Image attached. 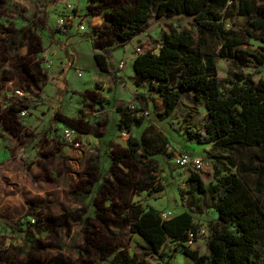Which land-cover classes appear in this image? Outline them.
<instances>
[{
	"label": "rangeland",
	"instance_id": "1",
	"mask_svg": "<svg viewBox=\"0 0 264 264\" xmlns=\"http://www.w3.org/2000/svg\"><path fill=\"white\" fill-rule=\"evenodd\" d=\"M73 1H77L71 2V5L78 14V19L86 22V30L90 33L96 32L97 39L93 43L97 46L101 41L115 42L111 31H107L106 36L100 33L108 25L106 16L113 8L130 4L133 0ZM92 3L98 5L95 14L104 17L100 23L97 22L100 16L87 17L86 8ZM54 12L53 10L52 13ZM172 22L186 24L185 19H173ZM235 23L239 27L243 19L237 18ZM70 24L71 21L68 25ZM227 26L230 27L231 24L227 23ZM160 28L161 22L151 19L150 27L136 35L126 45L115 46L114 43L113 48L107 49L113 68L122 71L127 78L129 93L122 83L126 80L121 76L115 96L110 94V91L104 87L105 75L98 72L95 84L101 88L98 90L106 91L108 94L98 91L97 95H92L93 101L89 98L84 100L78 98L81 103L77 105H70L65 100L49 103L50 112H62V114L64 112L71 115L73 121L82 119L85 125H80L81 129L93 135H79V132L73 128L74 140L67 142L61 136L62 126L57 127L56 133L64 144L62 152L66 161L61 159L64 165L60 163L57 154L53 159H37L38 148H54L53 144L43 140L44 136L38 132L43 127V122H35L36 139H28V143H32L35 147H27L21 154L24 166L10 155L2 161L0 264H102L118 253L145 259L149 264H158L157 259L148 253L142 238L131 230L133 210H143L148 207L159 211L170 210L172 214L191 208L202 210L201 213L192 212L200 232L196 241L188 245L196 248L200 253L207 251L206 243L217 219V211L208 207L209 188L217 180L214 173L216 159L213 157L216 151L212 150L209 144H198L185 134L186 129L203 128L207 120L206 109L203 104H194L191 94H186L170 115H164L161 101L148 91L147 83L137 88L129 76L133 71L131 58L136 54V47L142 46V51L149 48L156 50L160 39ZM8 31H10L9 37L16 34L13 29ZM263 45L264 43L257 39H250L249 44L243 47L254 50ZM8 49V52L4 53L5 56L15 53L14 46H8ZM71 58L66 59L72 64ZM120 60L124 61L122 68L117 67V62ZM216 65L220 78L229 77L238 69L231 59L219 56L216 57ZM96 68L99 70L97 66ZM242 70L251 73L256 80L264 79V66L258 70L253 67ZM111 81L112 79L109 89L113 88ZM40 93L32 95L31 98L35 99V102L30 103V108L36 107L35 103H42ZM60 94L61 90L58 88V95ZM10 102L14 105V99ZM114 102L123 107H134L137 109L135 115L143 118L139 125H134L131 129V134L135 137L139 138L145 131L150 137L162 142L156 133L165 135L166 152L154 155V159L157 160L156 171L152 170L154 164L145 167L141 162L126 155V139L129 133L121 128V118L115 110ZM30 112L28 111L27 114ZM23 116L25 115L19 112L18 117ZM1 131L0 127V134L3 133ZM21 134L18 133V137L12 140L16 148L25 141L24 135ZM2 143L4 148L10 146L6 138ZM185 153L199 158L202 167L194 169L178 165L176 159ZM229 154L239 166V170L232 168L233 171H236L245 183L252 186L255 176L251 173L253 164L250 156L252 154L261 156V154L255 149L241 147L234 148ZM104 157L111 158L113 162L108 171L107 169L105 172L102 171L101 182L93 187V194L95 192L96 197L95 201L92 198V202L96 203L93 207L87 204L89 199L85 198L91 193L88 182L91 183L92 178L85 175L81 181L79 176L82 170L87 169L90 172L102 170L104 166H101V163L104 162ZM82 160L84 167L80 166ZM242 165L246 166L247 170H240ZM191 172L199 174L204 186L203 191H199L188 181ZM159 184L164 188L156 191L155 188ZM261 198L264 201V187ZM165 248L172 253L171 262L174 264L191 263L190 259L182 254L181 245L170 241ZM260 250L264 255V241L260 242Z\"/></svg>",
	"mask_w": 264,
	"mask_h": 264
},
{
	"label": "trees",
	"instance_id": "2",
	"mask_svg": "<svg viewBox=\"0 0 264 264\" xmlns=\"http://www.w3.org/2000/svg\"><path fill=\"white\" fill-rule=\"evenodd\" d=\"M94 9L89 8V12ZM237 18L243 19L239 27ZM151 19L161 22L160 39L156 50L142 51L139 46L132 62L134 82L147 83L148 91L160 99L164 115H170L186 94H191L194 104L204 105L207 120L203 128L186 129L185 134L216 151L213 157L217 180L209 188L208 207L217 211V219L205 253L188 245L199 237L192 212L202 210H181L163 219L161 211L153 207L134 209L131 230L142 238L158 264H174L172 253L165 248L170 241L182 246V254L190 264H264L260 250V242L264 241V79L256 80L242 70L264 66V45L254 50L243 47L250 39L264 43V0H133L113 8L106 16L108 25L100 33L106 36L111 31L115 45L124 46L146 31ZM173 19H185L186 24H173ZM217 56L231 59L238 69L229 77H218ZM95 60L101 70L113 73L108 51L95 53ZM23 106L30 105L14 97V109ZM117 110L121 113V128L129 133L126 155L145 167L154 164L152 170L156 171L154 155L166 152L165 135L156 133L162 142L145 131L139 138L131 135V128L143 118L129 106L119 105ZM64 122L74 128L68 119ZM236 147L255 149L261 154L250 156L255 176L252 186L232 169L239 170L238 162L229 154ZM240 170L247 168L242 165ZM188 181L199 191L204 190L198 173L191 172ZM163 188L159 184L155 190ZM102 264L149 263L118 253Z\"/></svg>",
	"mask_w": 264,
	"mask_h": 264
},
{
	"label": "crops",
	"instance_id": "3",
	"mask_svg": "<svg viewBox=\"0 0 264 264\" xmlns=\"http://www.w3.org/2000/svg\"><path fill=\"white\" fill-rule=\"evenodd\" d=\"M65 2L71 4V2L76 3L77 1L66 0ZM65 2L63 0H0V46L3 47L0 53V102H2L0 104V127L1 132H3L0 134V169L2 161L9 155L24 166V159L21 158V154L27 147H35L32 143H28L29 138L36 139L35 122H43V127L38 132L44 136L43 140L50 141L54 147L53 149L38 148L37 159H53L57 154L60 163L61 159L66 161V157L62 152L64 144L58 133H56L57 127L62 126L63 130L67 126L64 119L71 122L79 135L93 136L81 129L80 125H85L82 119L73 121V117L64 112L63 114L62 112H50L49 103L53 104L55 101L65 100L70 105H77L81 98L83 100L89 98L93 101L92 95H97L98 91H101L98 90L101 88L95 84L98 72L105 75L106 85L104 87L110 91V94L115 96L116 90H118L117 86L120 85L121 76L126 80L122 83L127 87L129 93L128 81L122 71H116L114 67L113 73L110 74L105 70H101L95 60V53L105 54L108 48L114 47L115 42L101 41L96 46L93 43L97 39L96 32L79 31L77 28L78 23L83 22L86 24V22L76 18L72 19L71 24L65 27H60L57 24L56 20L58 15L61 14V7ZM89 6L86 8L88 18L100 16V19H97L98 23H100V20H104L103 16L95 14L98 6L96 3ZM89 8L95 9L90 13ZM53 10L54 13H52ZM9 29L16 31L12 38L9 37L7 32ZM8 46H14L15 53L5 56L4 53L9 50ZM135 55L132 56L131 63ZM67 57L68 59L72 57V64L70 60L66 59ZM133 71L129 75L130 79L137 88H140L139 86L142 84L137 85L134 82ZM110 79H112L113 90L109 89ZM14 88H25L30 97L41 92L42 103H35L36 107L29 108L30 114L22 118L18 117L19 109H14L13 104L10 102L15 97L13 95ZM58 88L61 90L60 95H58ZM101 92L108 94L106 91ZM4 100L8 101L4 103ZM114 104L115 110L121 118V113L117 110L119 105L116 102ZM20 132L24 135L25 141L22 143L23 145H18L16 148L12 140L17 138ZM5 138L10 144L6 148L2 143ZM103 160L104 162L101 163V166H104L102 170L90 172L86 169L80 173V180L85 175L92 178L91 183L88 182L91 193L85 196L87 200L89 199V202L92 198L96 199L95 192L93 194V187L101 182L102 171L105 172L106 169L108 171L110 164L113 162L109 157H104ZM61 164L64 165V163ZM80 166L84 167L83 160L80 162Z\"/></svg>",
	"mask_w": 264,
	"mask_h": 264
},
{
	"label": "built area",
	"instance_id": "4",
	"mask_svg": "<svg viewBox=\"0 0 264 264\" xmlns=\"http://www.w3.org/2000/svg\"><path fill=\"white\" fill-rule=\"evenodd\" d=\"M78 19V14H76L74 12V8L70 3L65 2L62 7H61V14L58 15V18L56 20L57 24L60 27H65L66 25L69 24V22H72V19ZM77 28L79 31H84L86 30V25L83 22L78 23ZM137 51H139V46L136 47L135 49ZM124 66V61L120 60L117 62V67L118 68H122ZM80 75V73H78ZM13 95L21 102L27 104L29 103V105H31L30 103L33 104V102H35L33 100V98L30 97V95L24 91L23 88H14L13 90ZM29 106H23L20 108V114L21 115H26L29 111ZM134 108V107H131ZM143 113V110L141 111V114ZM147 113V112H144ZM62 138L67 141V142H73L74 137H75V130L71 127H64L63 131L61 133ZM176 163L182 167H192L194 169H200L202 167L201 164V160L197 157L194 156H190L189 154L185 153L182 154L180 156H178V158L176 159ZM172 215V211L170 210H165V211H161V217L163 219L168 218ZM200 232V230H199ZM189 243H191V241L189 240Z\"/></svg>",
	"mask_w": 264,
	"mask_h": 264
},
{
	"label": "flooded vegetation",
	"instance_id": "5",
	"mask_svg": "<svg viewBox=\"0 0 264 264\" xmlns=\"http://www.w3.org/2000/svg\"><path fill=\"white\" fill-rule=\"evenodd\" d=\"M7 32L10 34V31L7 30ZM13 32H14V30H13ZM9 36H10V35H9ZM11 38H12V37H11ZM2 50H3V47L0 46V51H2ZM23 89H24L25 92L28 93V91H27L25 88H23ZM77 184H79V182H78ZM93 201H95V200H93ZM87 204H88V205L91 204V205H93V207L96 205V203H93V202H92V199H91V202H88ZM95 209H96V208H95ZM89 211H90V210H89ZM89 211H88V213H89ZM93 211H94V210H93ZM94 215H95V214H94ZM32 222H34V221H32Z\"/></svg>",
	"mask_w": 264,
	"mask_h": 264
}]
</instances>
